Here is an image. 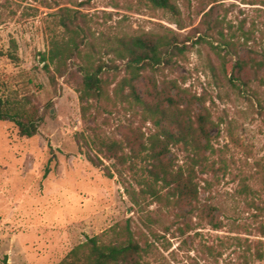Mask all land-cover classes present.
I'll return each instance as SVG.
<instances>
[{
	"label": "rangeland",
	"instance_id": "374dc122",
	"mask_svg": "<svg viewBox=\"0 0 264 264\" xmlns=\"http://www.w3.org/2000/svg\"><path fill=\"white\" fill-rule=\"evenodd\" d=\"M170 2L172 10L146 0H0V99L41 118L31 137L0 120V264L59 262L125 221L141 245L148 242V264H264V68L234 65L264 42V0ZM62 9L82 29L80 47L109 65L103 97L85 101V112L80 61L59 76L41 60L50 38L65 34ZM116 38L157 44L161 62L141 69L133 84L143 102L164 110L160 127L197 135L196 193L179 195L149 172L160 162L183 182L193 150L177 143L161 152L159 144L161 154L150 155L159 127L126 87L115 93L129 75L110 51ZM93 134L122 140L126 161L104 157Z\"/></svg>",
	"mask_w": 264,
	"mask_h": 264
},
{
	"label": "trees",
	"instance_id": "16d2710c",
	"mask_svg": "<svg viewBox=\"0 0 264 264\" xmlns=\"http://www.w3.org/2000/svg\"><path fill=\"white\" fill-rule=\"evenodd\" d=\"M146 1L157 9H173L170 0ZM60 25L64 27L65 34L62 37L53 36L50 38L49 49L46 53L42 54L41 60L45 62L43 67L50 71L49 67L52 66L54 73L62 76L73 58H77L78 62L80 61L78 70L81 79L77 91L79 99L82 102V111L85 112L87 108L84 105L85 101L89 99L100 100L104 95V80L101 73L103 68L107 67L108 64L100 59L92 58L89 51H85L83 47H80L77 39L82 37V29L74 22V17L66 9H62ZM223 44L228 48L234 47L231 41L224 40ZM247 49L250 54L248 60H243L238 56L234 62L235 67L241 70L247 65L255 71L264 68V42H261L257 49ZM110 51L118 59L125 61L126 68L129 71L128 76H123L118 81L115 87L116 95L118 91H122L126 87L129 98L134 103L139 104L143 108V111L154 121L155 125L159 127L157 132L150 138V148H148L150 155L158 157V153L161 154L162 150H167L169 145L177 143L188 145L193 150V154L189 156L190 161L187 165L188 175L183 182H181L182 173L179 171L169 172L160 162L158 166L159 172L155 169L149 171L154 177V181L160 180L165 186L173 184L174 190L179 195L196 193L191 175L194 174L193 166L201 163L200 156L198 155L200 144L197 135L194 134L191 127L183 129L178 126V134H174L167 128L160 127L159 117L165 114L164 110L159 108L153 109L143 102L139 98L133 84L141 69H144L146 66L157 65L161 62L162 56L157 44L142 40L141 38H133L129 41L116 38L115 42L111 45ZM203 118L201 116V119ZM0 120L13 122L19 136L31 137L37 133L41 118L34 116L33 113L27 110L25 104L0 99ZM199 134L208 143V133L205 131L202 122H200ZM91 141L97 146L98 151L104 157L115 159L119 156L123 162L126 161L119 154L123 148L127 147L126 144H123L122 140L100 137L98 134H93ZM127 144L131 153L127 169L134 171L133 159L135 158V151L131 143L130 145L129 142ZM159 144H161V152H156L155 147ZM160 173H162V176L159 175ZM118 174L123 177V173L120 170ZM167 175H169V178H167ZM146 187L148 190L154 189L150 182H146ZM125 190L127 191V188ZM148 246V242L145 240L144 244L141 245V240L139 237H136L129 221H125L124 223L111 226L107 232L100 235L87 237L85 241L74 246L59 262L50 264H148L143 261V254L146 252ZM2 264H6L5 258Z\"/></svg>",
	"mask_w": 264,
	"mask_h": 264
}]
</instances>
